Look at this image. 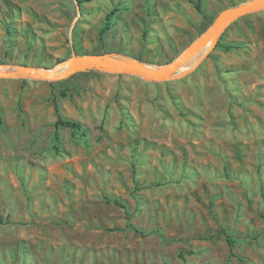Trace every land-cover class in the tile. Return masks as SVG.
Instances as JSON below:
<instances>
[{"label": "rangeland", "instance_id": "374dc122", "mask_svg": "<svg viewBox=\"0 0 264 264\" xmlns=\"http://www.w3.org/2000/svg\"><path fill=\"white\" fill-rule=\"evenodd\" d=\"M249 1L0 0V66H163ZM0 264H264V10L165 80L0 78Z\"/></svg>", "mask_w": 264, "mask_h": 264}, {"label": "water", "instance_id": "95a60500", "mask_svg": "<svg viewBox=\"0 0 264 264\" xmlns=\"http://www.w3.org/2000/svg\"><path fill=\"white\" fill-rule=\"evenodd\" d=\"M264 10V0L249 2L223 9L213 22L197 38L190 42L171 62L153 67L134 60L119 58L112 55L72 56L52 69H39L44 72L33 73L35 69L24 68L21 71H0V78L24 77L34 80L62 81L74 74L96 70L112 75L136 76L148 81H161L171 77L186 61L200 53L205 46L213 43L223 30L238 19ZM64 67L60 74H54V69Z\"/></svg>", "mask_w": 264, "mask_h": 264}, {"label": "trees", "instance_id": "16d2710c", "mask_svg": "<svg viewBox=\"0 0 264 264\" xmlns=\"http://www.w3.org/2000/svg\"><path fill=\"white\" fill-rule=\"evenodd\" d=\"M200 4H201V0H198V4L196 5V8L198 10H200ZM54 127L56 130H59L61 128L69 129L73 134H79L81 136H85V132L83 130L82 125L71 120L58 117V119L54 123ZM224 234L226 235L225 237L228 245L231 246L232 244H234V241L229 237V235L227 233ZM187 254H192V251H188Z\"/></svg>", "mask_w": 264, "mask_h": 264}, {"label": "bare ground", "instance_id": "6f19581e", "mask_svg": "<svg viewBox=\"0 0 264 264\" xmlns=\"http://www.w3.org/2000/svg\"><path fill=\"white\" fill-rule=\"evenodd\" d=\"M210 44H212V42L210 43ZM209 45V44H208ZM206 47V46H205ZM204 47V48H205ZM203 48V49H204ZM59 69H61L60 71H58ZM22 69L20 68V69H17V68H13V67H10V68H6V67H1L0 66V71H2V72H8V71H21ZM64 70V67H62V68H60V67H57L56 69H54V74H60L62 71ZM31 72H33V73H40V72H44V70H35V71H31Z\"/></svg>", "mask_w": 264, "mask_h": 264}]
</instances>
